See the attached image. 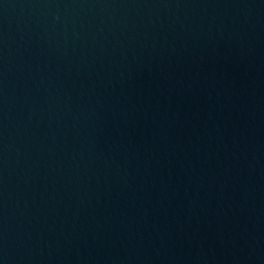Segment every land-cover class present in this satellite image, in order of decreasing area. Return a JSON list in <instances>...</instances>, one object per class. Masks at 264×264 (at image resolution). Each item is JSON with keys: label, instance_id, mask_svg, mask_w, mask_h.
I'll list each match as a JSON object with an SVG mask.
<instances>
[{"label": "water", "instance_id": "obj_1", "mask_svg": "<svg viewBox=\"0 0 264 264\" xmlns=\"http://www.w3.org/2000/svg\"><path fill=\"white\" fill-rule=\"evenodd\" d=\"M0 264H264V0H0Z\"/></svg>", "mask_w": 264, "mask_h": 264}]
</instances>
